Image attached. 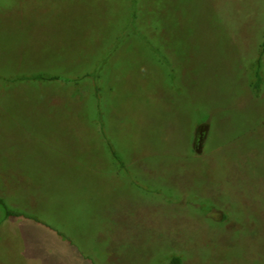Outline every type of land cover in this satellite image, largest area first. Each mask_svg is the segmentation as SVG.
Segmentation results:
<instances>
[{"label":"rangeland","instance_id":"374dc122","mask_svg":"<svg viewBox=\"0 0 264 264\" xmlns=\"http://www.w3.org/2000/svg\"><path fill=\"white\" fill-rule=\"evenodd\" d=\"M263 41L264 0H0V196L30 249L264 264ZM15 228L0 207V264H27Z\"/></svg>","mask_w":264,"mask_h":264},{"label":"crops","instance_id":"0c3cea01","mask_svg":"<svg viewBox=\"0 0 264 264\" xmlns=\"http://www.w3.org/2000/svg\"><path fill=\"white\" fill-rule=\"evenodd\" d=\"M11 220H13L14 221V223L16 224V228H15V236H17L18 237V242L20 241L19 240V236L22 238L21 239V242H20V244H22L21 245V251H24V253H25V257H26V262H27V264H48V263H45L46 262V260L44 259V256L42 255V253L41 252H37V251H35L34 249H30V245H28V244H26L25 243V239H24V237H25V233H22V230H21V228L23 227V224H22V219L21 220H19V221H17L16 219H11ZM16 220V221H15ZM51 230V229H50ZM24 235V236H23ZM50 235V234H49ZM57 236V235H56ZM56 236H54L56 239L58 238V241L60 242V241H62L63 240V238L62 237H56ZM51 237V236H50ZM61 239V240H60ZM23 240V241H22ZM34 250V251H33ZM50 251L52 250V248H50L49 249ZM75 251V252H74ZM80 252V251H79ZM82 252V251H81ZM80 252V253H81ZM79 254L75 249H73V251H72V255L73 254ZM80 256L81 257H83V259L85 260V259H87V258H84V255H83V253H81L80 254ZM86 262V261H85Z\"/></svg>","mask_w":264,"mask_h":264},{"label":"trees","instance_id":"16d2710c","mask_svg":"<svg viewBox=\"0 0 264 264\" xmlns=\"http://www.w3.org/2000/svg\"><path fill=\"white\" fill-rule=\"evenodd\" d=\"M264 51V41L262 43V52ZM259 65L256 69L255 72V87L258 89L260 87L261 84V74H260V70H259ZM32 79H37V80H56V79H62V77L60 76H43L42 74H36L33 75L31 77ZM0 207L3 210L4 216L6 219H17L23 216L22 213H19L17 211L12 210L11 208H9V206L7 205V203L5 202V200L0 196ZM172 264H180V259L178 257H174Z\"/></svg>","mask_w":264,"mask_h":264}]
</instances>
